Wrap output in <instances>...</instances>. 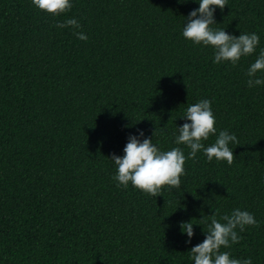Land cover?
<instances>
[{
    "label": "trees",
    "instance_id": "16d2710c",
    "mask_svg": "<svg viewBox=\"0 0 264 264\" xmlns=\"http://www.w3.org/2000/svg\"><path fill=\"white\" fill-rule=\"evenodd\" d=\"M71 3L56 16L32 0H0V264H195L201 219L237 208L258 226L237 228L240 242L220 251L264 264V84L247 83L264 50V0L215 10L213 30L260 37L235 66L184 38L198 0ZM71 18L79 29L56 27ZM205 99L217 131L202 143L235 134L233 163L201 150L186 159L179 188L154 197L118 187L111 157L124 156L131 136L188 156L179 127ZM192 220L189 243L181 224Z\"/></svg>",
    "mask_w": 264,
    "mask_h": 264
},
{
    "label": "clouds",
    "instance_id": "9594fccd",
    "mask_svg": "<svg viewBox=\"0 0 264 264\" xmlns=\"http://www.w3.org/2000/svg\"><path fill=\"white\" fill-rule=\"evenodd\" d=\"M181 3L185 0H180ZM199 8L193 10L185 24L183 30L184 38L196 44L213 46L215 49L214 63L231 61L235 66L244 56H250L255 52L260 43V37L256 33H243L239 37L229 35L224 29L213 30L210 25L216 23L214 13L217 7L221 10L225 8L226 0H198ZM32 3L40 10L52 15H60L68 12L73 7L71 0H32ZM56 27L79 29L80 22L75 19H67L57 23ZM78 39L86 41L88 37L83 32H74ZM264 70V50H261L258 58L248 69V86L254 87L264 84V79H256L258 71ZM211 100H201L199 103L187 108L185 119L191 123H184L179 127L180 134L176 138V144H185L190 148V153L186 157L179 148L168 151H161L152 143V139L146 138L141 142L136 136H131L124 148V156L113 154L111 160L118 166L117 175L113 177L118 181V187L127 188L129 182L148 194L156 197L161 194L164 186L179 188L181 186V176L185 174L184 165L186 159H195L198 151H203L209 161L226 160L229 165L233 163L234 153L230 149V143L239 144L235 134L228 131H220L215 142L205 147L202 141L207 140L210 135L217 131L215 116L212 111ZM156 131L153 133L155 136ZM143 137V131L140 132ZM219 217V219L217 218ZM210 219V223H208ZM207 223L206 239L193 247L190 254L195 264H252L251 258L240 260L231 258L228 251L221 252V248H230L232 244L239 243L240 232L246 226H258L254 215L239 208L233 210L231 214H219V210L208 218L201 219ZM193 220L181 224L183 232L189 237L188 242L195 235L193 230Z\"/></svg>",
    "mask_w": 264,
    "mask_h": 264
}]
</instances>
